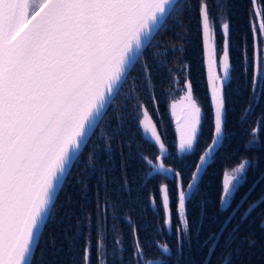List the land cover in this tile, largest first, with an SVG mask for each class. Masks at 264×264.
Wrapping results in <instances>:
<instances>
[{
  "label": "snow or ice",
  "instance_id": "snow-or-ice-1",
  "mask_svg": "<svg viewBox=\"0 0 264 264\" xmlns=\"http://www.w3.org/2000/svg\"><path fill=\"white\" fill-rule=\"evenodd\" d=\"M249 2L254 5L256 0ZM260 3L264 5V0ZM185 4L195 14L201 33L211 92L210 142H206L199 154L196 145L200 142L208 113L193 98V85L188 77L184 80L186 92L181 97L186 104L182 116L176 119L178 143L172 142L175 152L166 148L168 142L162 139L158 123L153 122L143 103L138 105L143 109L142 118L128 112L126 104L117 109L113 103L135 71L140 74L135 77L141 82L138 90L140 86L144 87L154 114L160 115L156 107L159 101L147 85L152 72L163 68L167 61L153 59L149 64L147 57L151 55L153 37L173 31L177 23L182 24L176 14ZM257 18L260 19L258 25L254 23ZM169 20H172L171 24ZM230 25L222 0H212L211 4L209 0H196L195 5L187 0H0V264H54L45 257L47 249L52 248L58 254L62 245L58 248L56 238L51 234L44 239L49 226L60 228L64 239L69 241L74 250L73 264H92V214L75 217L73 225V208L77 202L67 189H77L81 200H88L87 185L80 177L91 179L95 176L101 155H106L113 166L107 170H114L116 149L110 141L118 136L129 147L127 153H121L124 156L122 170L129 160H136L148 168L143 174L137 173L142 180L137 191L143 193L147 190L148 195L146 198L138 195L136 199L145 201L142 212L151 211L157 218V233L171 232L175 215L179 253L191 227L188 204L200 196L201 184L208 177L219 148L227 138L224 133L225 90L231 82V72L235 70L230 63ZM183 26L184 32L173 31V35L187 42L190 25ZM249 27L253 36L252 54L248 56L245 44L240 74L250 90V103L245 110L251 114L257 100L264 97V13L258 9L250 12ZM160 43L157 41L156 46L159 47ZM185 50L181 47L172 51ZM184 68L190 69V65L185 64ZM171 108L175 117V102ZM113 120L117 121L115 126ZM260 121L264 122V113ZM126 123L135 126V130L124 141ZM257 130L252 129L253 132ZM145 145L153 149L158 146L159 154H144L141 149ZM133 148L136 151L133 152ZM183 153L196 158L184 159L180 156ZM82 157L90 167H80ZM173 157L178 163L166 165ZM249 167L250 161L245 157L231 171L223 172L218 193L219 212L222 214L229 208L232 211L220 222V230L206 238L204 246L209 253L214 252L211 245L218 243L227 224L244 206L240 201L250 194L246 191L240 195V200H236L239 190L247 183ZM73 169H78L80 176L73 177ZM157 176L167 182L149 189L148 182ZM127 187L125 177L120 188ZM61 193L64 194L63 200H60ZM233 201L235 207H232ZM206 203L201 197L200 216L196 221L199 227L203 225ZM252 203L259 207L264 204V199L258 197ZM248 207L252 208V204ZM110 208L118 211V204L113 206L107 199L103 202L98 199L95 206L98 218L96 264H108L110 254L107 252L105 221ZM80 211L84 212V205ZM58 215L59 221L56 219ZM122 219L130 225L132 255L137 264H151V261L141 259V226L130 217ZM246 219L247 216L241 213L239 223L230 233L232 240L239 224ZM261 226L264 227V220ZM85 227L89 229L87 236ZM71 229L74 231L68 236ZM80 240L84 241L82 247L78 246ZM113 243L122 247L124 241L121 236H115ZM155 243L164 253L170 252L166 242ZM226 243L230 244L231 240ZM111 258L115 264V250ZM128 264H132L131 257ZM206 264H212L207 257ZM219 264H231V253Z\"/></svg>",
  "mask_w": 264,
  "mask_h": 264
},
{
  "label": "trees",
  "instance_id": "trees-1",
  "mask_svg": "<svg viewBox=\"0 0 264 264\" xmlns=\"http://www.w3.org/2000/svg\"><path fill=\"white\" fill-rule=\"evenodd\" d=\"M224 9L230 17L231 25V41L232 46L230 49V63L235 66V70L231 72V82L226 91V123L224 125V133L227 137L222 147L209 169L208 177H205L204 182L201 184V194L190 204H188V218L190 221L189 235L184 239L182 248L177 250V238L175 228L177 221L175 215L173 216V228L171 232L159 234L156 231L157 218L154 217L151 211L142 212L145 201H137V196L141 195L147 197L148 191L138 193V186L142 180L137 177V173L143 174L148 171L147 166H142L136 160H129L127 165H124V156L121 153H127L129 147L122 143L121 137L110 141V144L115 147V165L114 170L108 171L107 169L113 167L108 162L106 155H101L95 176L89 179L87 176L80 177L88 188V200H81L80 194L77 189L69 187L67 191L72 194L73 200L76 205L73 208L75 216L73 217L72 224L76 223L75 217L92 214V264H96V239H97V216L95 214V206L99 199L103 202L108 200L110 205L118 204V211L109 209L105 227L107 230V252L110 254L108 264H113L111 253L115 250V264H128L129 258H132V264H137V259L132 255V235L131 228L122 217H130L134 223L140 225L139 240L143 246L141 253L142 260H149L151 264H201L205 262L206 257L211 260L212 264H219L225 257L231 253V264H264V227L261 226V221L264 220V204L256 207L253 201L258 197L264 199L261 194L264 193V122L260 121L261 114L264 113V97L257 100L255 110L249 114L245 109L248 108L250 103V90L244 84V78L241 76V56L242 47L247 45V54H252L253 36L250 31V12L260 10L264 13V5L260 0H256L253 5L249 0H222ZM187 3L196 4V0H187ZM212 3V0H209ZM176 18L182 21V24L177 23L173 29L176 33L185 31L183 25H190L191 34L188 36L187 42L181 39L178 35H173V31L162 32L160 35L153 37V47L151 55L147 57L148 63L152 64L153 59L157 62L166 60L167 63L163 68H159L152 72L151 81L147 87L149 91L155 95L159 101L156 105L160 113L156 116L153 112V104L144 94V87L138 84L141 82L136 80L135 77L139 73L133 71V78H130L121 89L120 95L114 100V106L119 109L122 106L127 107L128 112L136 114L142 118L143 109L138 108V105L143 103L153 118L154 123H158V131L161 132L162 139H166V148L175 152L176 149L172 146V142H177L176 131L174 123L169 112V103L173 99L178 98L184 90V80L188 77L193 85V98L197 100L202 109L208 113V118L203 124V133L200 135V142L196 145L197 154L206 147V142H210L209 132L212 127V112L208 99L207 87L205 82V71L203 64V51L201 45V33L198 30L195 14L190 12L187 4L183 6L180 12L176 14ZM219 23V21H217ZM260 19L257 18L254 23L259 24ZM169 24L172 20L168 21ZM222 42V37L219 38ZM161 41L159 47L156 42ZM183 47L185 51H172ZM264 47V45H262ZM189 64L190 69H185L184 65ZM216 71L219 73V69ZM111 115V113H109ZM127 115V112L125 113ZM113 126L117 121L113 120ZM257 128V132L252 129ZM135 126L125 124V131L127 135L123 138L124 141L132 135ZM139 142V137H136ZM247 145V147H246ZM87 151V150H86ZM132 151H136L135 148ZM144 154L151 153L152 155L159 154L158 146L154 149L149 148L147 145L141 149ZM180 156L184 159H194L195 156L183 153ZM247 157L250 161V167L247 170V183L239 190L236 200H240V195L248 191L250 194L245 196L244 200L240 201L244 206L236 213L234 219L227 224L226 229L220 235L218 243L211 246L214 252L209 253L208 248L204 245L207 243L206 238L211 233L220 230L221 221L229 216L232 208L224 213L219 212V190L222 185L223 172L229 171L235 167L242 158ZM178 161L175 157L170 158L166 165H175ZM86 165L81 158V168L90 167ZM214 169V170H213ZM262 174V175H261ZM261 175L259 180L254 184L256 179ZM72 176H80L78 169L72 170ZM125 177L128 180V187L121 189L120 185L124 183ZM166 183L162 176H157L154 180L148 182V188L153 189L159 183ZM254 184V185H253ZM203 197L207 203L204 208L205 215L203 217V225L199 227L196 221L200 216L199 201ZM157 198H159L157 196ZM64 199V194H60V200ZM59 204V201H57ZM252 204V208L248 205ZM84 205V212L81 213L80 207ZM236 206L233 201L232 207ZM175 209V201L172 204ZM247 209V211H245ZM67 210V209H64ZM55 211V209H54ZM248 212L251 213L248 215ZM241 213L247 216L243 223L239 224L238 230L234 233L235 239L232 240L230 233H233V228L240 221ZM162 215V213H161ZM214 217L216 219H214ZM57 221L60 216L56 217ZM145 224L151 225L144 227ZM74 229L69 230L68 236L72 235ZM89 229L84 228V233L87 236ZM49 234L56 238L57 247H61L62 251L58 254L54 253L52 248H48L45 254L46 259H51L54 264H73L74 250L69 246V241L64 239V234L60 228L49 226L45 231L44 239H48ZM115 236H121L124 244L123 246H116L113 243ZM231 240V243L226 241ZM167 243L170 246V252L164 253L158 248L155 242ZM255 242L254 244L252 242ZM84 241H78V246L82 247ZM37 249V255H39ZM82 255V253H81Z\"/></svg>",
  "mask_w": 264,
  "mask_h": 264
},
{
  "label": "rangeland",
  "instance_id": "rangeland-1",
  "mask_svg": "<svg viewBox=\"0 0 264 264\" xmlns=\"http://www.w3.org/2000/svg\"><path fill=\"white\" fill-rule=\"evenodd\" d=\"M185 92H186V89L184 88L182 94L178 98L170 101V103H169V112H170V115H171L173 123H174L175 131H176V119L178 117L182 116V109H183L184 105L186 104V101L181 99V97L184 95ZM173 102H175V104H176V108H175L176 116L175 117L172 115V108H171V105L173 104ZM176 136H177V143H178V134L177 133H176ZM231 170H229V171H231Z\"/></svg>",
  "mask_w": 264,
  "mask_h": 264
},
{
  "label": "water",
  "instance_id": "water-1",
  "mask_svg": "<svg viewBox=\"0 0 264 264\" xmlns=\"http://www.w3.org/2000/svg\"><path fill=\"white\" fill-rule=\"evenodd\" d=\"M203 64H204V71H205V82H206V87H207V93H208V99H209V103H210V100H211V92H210V89L208 87V67H207V64L204 62V59H203ZM218 73V72H217ZM212 112V110H211ZM213 118V117H212ZM219 145H217L218 147ZM262 175V174H261ZM261 175L256 179V181L254 182V184H256V182L259 180V178L261 177ZM253 184V185H254ZM242 201V200H241Z\"/></svg>",
  "mask_w": 264,
  "mask_h": 264
}]
</instances>
